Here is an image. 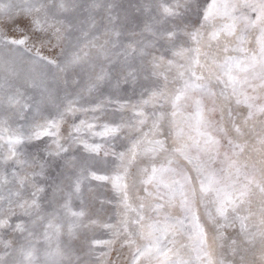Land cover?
<instances>
[{"label": "snow or ice", "instance_id": "obj_1", "mask_svg": "<svg viewBox=\"0 0 264 264\" xmlns=\"http://www.w3.org/2000/svg\"><path fill=\"white\" fill-rule=\"evenodd\" d=\"M0 16V264H264V0Z\"/></svg>", "mask_w": 264, "mask_h": 264}, {"label": "clouds", "instance_id": "obj_2", "mask_svg": "<svg viewBox=\"0 0 264 264\" xmlns=\"http://www.w3.org/2000/svg\"><path fill=\"white\" fill-rule=\"evenodd\" d=\"M13 2H18V0H13ZM123 2L125 4H128V3H134L135 0H123ZM9 24H11L10 20H8L4 16H0V35H7L10 29L7 28L6 25H9ZM18 28H19V25H16L15 28L11 30L15 31ZM36 30L39 31L40 29L37 28ZM9 39H24L28 41L27 47L29 48L38 47V45H35L32 40L28 39V34H26L25 36L10 37ZM51 47H56V44L53 43ZM2 50L3 49L0 48V51ZM38 100H39V97L27 98V102L29 104L36 103L38 102ZM72 136H73V131L70 126H69L68 131L62 132L60 134L62 143L64 144L67 151L64 153H61L58 156L52 154V148L54 147V145L51 143V139L47 140L43 145H39L37 148L32 149L33 156L39 155L41 153L43 154V159L49 162L50 171L53 176H55L59 172L60 168L62 167L64 159L79 155L77 151L78 145H76L73 142Z\"/></svg>", "mask_w": 264, "mask_h": 264}]
</instances>
